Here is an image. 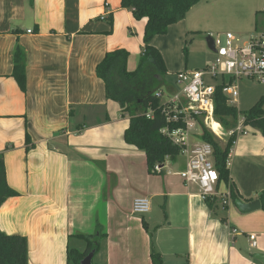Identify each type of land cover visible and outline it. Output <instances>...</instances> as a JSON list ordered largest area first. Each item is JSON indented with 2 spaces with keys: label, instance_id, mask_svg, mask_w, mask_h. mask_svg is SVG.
<instances>
[{
  "label": "crops",
  "instance_id": "0c3cea01",
  "mask_svg": "<svg viewBox=\"0 0 264 264\" xmlns=\"http://www.w3.org/2000/svg\"><path fill=\"white\" fill-rule=\"evenodd\" d=\"M263 6L254 10V31L264 29ZM144 25L120 0H0V155L17 194L0 206V231L27 239L28 264H68L67 250L86 246L77 235L99 230L105 236L92 264H151L142 221L162 264H262L254 255H264V211L235 205L258 201L264 191L262 148L257 161L247 133L227 162L237 200L222 209L225 184L204 202L178 176L182 156L150 174L144 154L123 140L128 116L106 98L95 69L117 49L139 59ZM159 41L151 44L167 70ZM17 48L24 92L12 77ZM140 197L150 202L147 215L158 208L155 217L132 212ZM248 235L256 236L254 248Z\"/></svg>",
  "mask_w": 264,
  "mask_h": 264
},
{
  "label": "trees",
  "instance_id": "16d2710c",
  "mask_svg": "<svg viewBox=\"0 0 264 264\" xmlns=\"http://www.w3.org/2000/svg\"><path fill=\"white\" fill-rule=\"evenodd\" d=\"M201 1L120 0L121 8L130 9L134 20H145L142 36L143 47L138 66L134 71L128 72L125 67L128 53L125 50L117 49L106 53L95 69L97 78L101 79L105 85L106 98L116 101L120 112L128 116V126L123 134L125 144L144 154L147 171L150 174L160 173L155 171L156 166L163 168L166 160L174 162L181 153V149L173 145L160 131L166 126L171 129L184 126L180 121L166 123L162 113L164 105H162L161 99L155 96L160 87L166 85L167 70L160 52L151 42L154 37L165 35L169 26L184 20L191 8ZM149 72L154 74L152 80L146 77ZM12 77L19 89L24 92V53L19 48L15 49L13 55ZM213 103L214 120L226 132L233 130L237 124L238 112L235 107L226 104L221 93V87L216 88ZM149 110L153 112L151 119H147L145 116ZM242 117L244 118V126L259 130L264 137V94L248 111L243 113ZM197 123L200 128V141L210 144L213 149L214 168L218 173L219 183L227 186L230 198L234 202L237 200V196L230 181L227 162L235 137H228L224 144L220 145L201 120H198ZM16 195L7 185L4 161L0 155V206L8 198ZM258 201L261 210L264 211V191L259 194ZM142 226L147 230L143 221ZM104 236L100 230L93 236L77 235L79 239L85 242V249L82 252L76 249H68L67 263L80 264L89 253H93L94 256L98 252L100 240ZM149 238L151 264H162V256L153 248L151 234ZM0 264H28L27 239L19 235H7L0 231Z\"/></svg>",
  "mask_w": 264,
  "mask_h": 264
},
{
  "label": "built area",
  "instance_id": "2783aa9c",
  "mask_svg": "<svg viewBox=\"0 0 264 264\" xmlns=\"http://www.w3.org/2000/svg\"><path fill=\"white\" fill-rule=\"evenodd\" d=\"M264 13V6L262 8ZM213 41L214 59L205 65L203 70L182 72L176 75V85L179 91L171 93L164 105L162 113L166 123L181 122L184 126L176 129L164 127L160 133L173 145L181 149L180 156L184 158V169L178 176L186 185H195L200 199L204 202L216 198V188L219 176L214 168L213 149L210 144L190 143L191 129L198 126L201 120L204 125L216 137L221 138L220 133L214 129L218 125L214 120V93L217 87H221V93L226 104L233 106L239 96L238 82L247 80L264 84V30L254 31L246 40L241 41L231 33H226L224 41ZM163 94L156 92L155 96L161 98ZM153 112L149 110L145 116L151 119ZM246 134L244 130V118L242 117L233 130L226 133L227 137ZM234 140V142H235ZM233 142V144H234ZM156 166L155 171L159 172ZM222 205H226L230 198L229 190L222 196ZM150 210V202L147 198H136L132 203V212L144 215ZM237 230H231V236H235ZM250 246H256V236L248 235Z\"/></svg>",
  "mask_w": 264,
  "mask_h": 264
},
{
  "label": "rangeland",
  "instance_id": "374dc122",
  "mask_svg": "<svg viewBox=\"0 0 264 264\" xmlns=\"http://www.w3.org/2000/svg\"><path fill=\"white\" fill-rule=\"evenodd\" d=\"M263 4L264 0H202L191 8L184 20L169 26L165 35L156 36L160 39L159 44L164 53L168 71L165 76L166 85L161 86L158 90V92L163 94L160 98L161 102L165 103L168 100L169 93L179 91V87L175 82L178 73L203 70L205 65L214 59V50L210 48L208 43L209 37L223 42L226 33H231L241 41L248 39L254 33V29H252L254 10L262 7ZM262 26L264 27V24ZM138 62L139 59L135 55L127 57L126 70L128 72L134 71L138 66ZM153 76L152 72L146 74L149 80H152ZM238 88L237 103L233 105L238 112L237 122L242 118L243 113L248 111L258 98L264 94V84L240 80ZM112 101L118 104L116 101ZM217 124V126L214 125L215 129L220 133L221 137H226L227 132L225 129L219 123ZM205 127L208 129L207 126ZM244 130L250 139L255 141L251 146L253 150L251 156H255V160L258 161L259 157L257 154L261 148L260 154H263L262 157H264V137L255 128L244 126ZM199 131V126L191 129L190 143L199 142L200 139L197 136ZM215 138L220 145H223L225 138L220 139L216 136ZM231 202L233 203L231 198H229L228 204ZM153 207L155 208L156 206L152 202L151 208ZM220 207L219 209H222L223 205L221 204ZM156 209H154V212L152 211L153 213L144 214V218L152 217V215L155 217L157 215ZM215 216L222 223L226 222L225 213L222 215H217L216 213ZM145 231L150 235L148 229ZM151 235L153 238V234ZM73 244L75 242L71 245L73 246ZM81 245L83 246L82 242H80Z\"/></svg>",
  "mask_w": 264,
  "mask_h": 264
},
{
  "label": "water",
  "instance_id": "95a60500",
  "mask_svg": "<svg viewBox=\"0 0 264 264\" xmlns=\"http://www.w3.org/2000/svg\"><path fill=\"white\" fill-rule=\"evenodd\" d=\"M208 43H209L210 48L214 50L213 41L211 37H209ZM235 205L241 212H244V213L251 212L253 210L259 209L260 207L259 201H254L250 204H243L239 201H236ZM92 259H93V253H89L85 258H83L80 264H92ZM255 259H257L262 264H264V255L257 254L255 255Z\"/></svg>",
  "mask_w": 264,
  "mask_h": 264
},
{
  "label": "bare ground",
  "instance_id": "6f19581e",
  "mask_svg": "<svg viewBox=\"0 0 264 264\" xmlns=\"http://www.w3.org/2000/svg\"><path fill=\"white\" fill-rule=\"evenodd\" d=\"M214 129H215V127H214ZM216 130V129H215Z\"/></svg>",
  "mask_w": 264,
  "mask_h": 264
}]
</instances>
